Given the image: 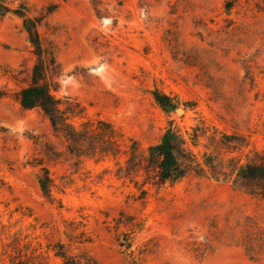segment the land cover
Wrapping results in <instances>:
<instances>
[{"label":"rangeland","instance_id":"1","mask_svg":"<svg viewBox=\"0 0 264 264\" xmlns=\"http://www.w3.org/2000/svg\"><path fill=\"white\" fill-rule=\"evenodd\" d=\"M100 10L0 0V264H264V178L241 173L264 158V0ZM24 16L40 20L59 64L55 94L80 104L83 138L18 99L36 62ZM171 125L200 165L158 185L157 155L129 159L134 144L150 156Z\"/></svg>","mask_w":264,"mask_h":264},{"label":"trees","instance_id":"2","mask_svg":"<svg viewBox=\"0 0 264 264\" xmlns=\"http://www.w3.org/2000/svg\"><path fill=\"white\" fill-rule=\"evenodd\" d=\"M98 14H101L100 5L102 0H93ZM122 6L127 0H118ZM232 4L229 2L227 8L231 9ZM25 28L29 34V41L32 45V52L36 57V62L32 71L29 73L28 84L23 86L18 92V99L21 105L26 109L38 108L41 109L45 115L51 120L56 132L66 133L68 137L72 134H80L83 138L89 133L86 123L85 130L78 131L72 119L80 115V104L70 97L63 99L55 94L59 90L58 82L52 80L50 77L57 73L59 64L57 62L55 53L49 49L39 32L40 20L28 16H24ZM17 81L19 76L15 75ZM156 100L165 108H172L174 99L161 90L154 92ZM173 125V124H172ZM169 126L163 135L162 142L152 148L150 156L145 155L141 158L137 152L136 144L129 162L138 165L135 160L155 161V155L158 156L156 177L158 185L166 182L175 183L185 176L187 170L192 166H199L200 161L196 154L189 150V146L185 137L181 132L176 130L174 126ZM108 127H112L109 125ZM195 140L199 137L197 133L194 134ZM182 158L184 160H182ZM142 167V166H141ZM143 168V167H142ZM242 175L245 174L248 178H264V158L259 164H249L241 168ZM152 175V174H151ZM39 184L45 194L53 195V187L55 181L48 175V171L38 175ZM147 193L146 189L142 190ZM65 256L64 252H61ZM68 258V264H77L78 262L71 257Z\"/></svg>","mask_w":264,"mask_h":264},{"label":"water","instance_id":"3","mask_svg":"<svg viewBox=\"0 0 264 264\" xmlns=\"http://www.w3.org/2000/svg\"><path fill=\"white\" fill-rule=\"evenodd\" d=\"M180 111H182V109H180Z\"/></svg>","mask_w":264,"mask_h":264}]
</instances>
